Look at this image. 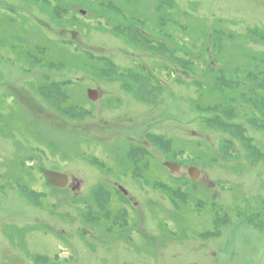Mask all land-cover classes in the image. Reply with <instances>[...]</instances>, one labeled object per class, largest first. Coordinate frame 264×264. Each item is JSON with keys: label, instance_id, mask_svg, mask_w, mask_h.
<instances>
[{"label": "rangeland", "instance_id": "obj_1", "mask_svg": "<svg viewBox=\"0 0 264 264\" xmlns=\"http://www.w3.org/2000/svg\"><path fill=\"white\" fill-rule=\"evenodd\" d=\"M261 70L264 0H0V168L8 170L0 185H16L11 170L22 177L41 163L93 180L91 155L114 156L125 167L128 149L136 148L127 138L141 135L148 180L167 183L161 206L142 201V238L133 222L131 246L93 241L103 248L94 253L84 246L73 253L32 232L25 215H11L32 208L6 197L0 261L15 245L17 256L21 248L49 253V264H264ZM94 84L102 96L90 102ZM31 99L37 116L54 112L70 130L47 126L28 109ZM85 120L115 123L114 134L94 142L81 134L96 125L78 130ZM168 162L180 170L171 173ZM188 166L200 170L197 180L215 184L214 196L191 182ZM131 181L122 183L139 200L144 190ZM178 181L186 184L171 199ZM11 193L1 189L0 199Z\"/></svg>", "mask_w": 264, "mask_h": 264}, {"label": "flooded vegetation", "instance_id": "obj_2", "mask_svg": "<svg viewBox=\"0 0 264 264\" xmlns=\"http://www.w3.org/2000/svg\"><path fill=\"white\" fill-rule=\"evenodd\" d=\"M82 15L85 13L80 11ZM79 22L78 24H80ZM113 27L112 30L117 28ZM98 30L95 26L90 30ZM111 30V31H112ZM103 34H107L101 32ZM110 34H112L110 32ZM72 39H77L76 34H71ZM167 42V41H166ZM168 47L171 48L169 42ZM174 52V51H173ZM209 68L216 69V64L211 61ZM208 68V69H209ZM83 75L84 74V71ZM95 83V82H93ZM62 84V83H60ZM122 87V86H121ZM15 94V92H14ZM86 95L89 101H97L102 96V89L98 85L94 84L89 91H86ZM57 106L58 100L54 99ZM28 109L37 116L35 100L31 99L27 103ZM59 107V106H58ZM57 116V122H52L53 116ZM40 120L47 123L46 125L53 126L58 129H68V123L66 121H60V116L53 112L51 117L41 118ZM99 121V120H98ZM71 122L77 123L75 118ZM87 125H80L78 130L81 128H87L92 122V125H96L93 133L84 131L81 135L86 134L94 139V142L106 143L114 134L111 129L115 123L111 126L100 125L99 122L93 121H82ZM104 124H109L107 121H103ZM99 123V124H98ZM59 125V126H57ZM77 133V131H76ZM79 134V133H78ZM130 141L136 143V148L132 147L131 151L128 149L126 154L127 162L129 165L120 167V163L123 162L121 159H115L114 156H108L105 154H98V156L91 155L95 173L93 180H86L84 177L81 179L79 176L69 172L66 169L55 170L50 169L45 163L38 164L36 169H32L30 166L29 171H22L24 175H16L11 170L12 177L15 181V186H2L1 189L7 187L11 192L22 199L20 201L15 194L6 195L0 202L6 197L12 200L16 199V205L24 203L30 208L31 212L25 213L21 208L14 210L11 215H25L26 219L31 223V231L34 233L42 234L43 237L48 238L53 244H60L65 246L73 253H77V248L84 246L94 253L98 248H102L99 244H93L92 242H98L104 244L108 239V246L121 245L124 248L131 246L133 242L132 229L130 228L133 222H136L137 233L136 236L142 238L144 234L143 226V207L144 203L155 204L161 206L158 199L165 201V191L167 183L158 180H148L147 173L149 172L148 162V141L141 135L137 138H127ZM96 145V143H95ZM97 146V145H96ZM102 148V147H99ZM98 146L94 148L99 150ZM154 150V149H153ZM156 151V150H154ZM117 167L121 171L120 173H114V168ZM187 167V172H188ZM57 173L60 176L55 179H49V173ZM8 173L0 168V176ZM61 175L65 176L66 179H60ZM96 175V176H95ZM132 175H135V179L131 181ZM200 176V172L198 176ZM96 177V179H95ZM133 182L137 187L144 190L143 197L140 199L133 196L132 190L124 185L122 182L126 181ZM28 179V180H26ZM197 186H202L210 191V195L213 196L215 193L212 192V185L214 183L208 180H195ZM177 183L183 184L181 186L175 185L174 192H171V199L178 196L181 189L184 187L185 182L178 181ZM128 184V183H127ZM129 185V184H128ZM144 188V189H143ZM104 189H108V192ZM144 198V199H143ZM144 201V203H142ZM65 209L66 211H63ZM3 208L0 205V214L2 215ZM134 215V217H131ZM58 220L59 224L51 223L49 220ZM16 229H21V226L10 224ZM208 236L213 237L212 232L208 233ZM110 239L113 242H110ZM36 245L31 244V248H35ZM12 248H16L14 245L9 250L6 249L4 255L8 257L6 261H0V264H15L21 262L22 264H49L48 258L49 253L30 251L28 248H21L24 253L20 256L12 254ZM41 250V249H40ZM6 253H8L6 255ZM215 255L214 252H211ZM44 255L45 260H39L38 256ZM217 260V259H216ZM215 260V261H216ZM68 258L62 261L63 264H67Z\"/></svg>", "mask_w": 264, "mask_h": 264}, {"label": "water", "instance_id": "obj_3", "mask_svg": "<svg viewBox=\"0 0 264 264\" xmlns=\"http://www.w3.org/2000/svg\"><path fill=\"white\" fill-rule=\"evenodd\" d=\"M165 166H166L167 168H169L172 172H176V171H178V169H179V166H178V165L173 164V163H170V162L165 163ZM188 172H189V175H190L191 179H192V180H195V176H194L193 174H196V173H197L196 168H193V167H192V168H190V169L188 170ZM57 176H60V175L57 174V173H54V172L49 173V179H50V180H51V179H55V177H57ZM60 179L64 180V179H66V177L63 176V175H61ZM15 264H22V263L17 261V263H15Z\"/></svg>", "mask_w": 264, "mask_h": 264}, {"label": "trees", "instance_id": "obj_4", "mask_svg": "<svg viewBox=\"0 0 264 264\" xmlns=\"http://www.w3.org/2000/svg\"><path fill=\"white\" fill-rule=\"evenodd\" d=\"M260 60V58L258 59V61ZM260 67V65H258V68ZM258 68L256 69V70H258ZM210 69V68H209ZM208 69V70H209ZM212 69V68H211ZM212 71L214 72V69H212ZM260 74H259V76L260 77H263L264 78V70H261L260 72H259ZM215 75V74H214ZM260 88V86H258V88L257 89H259ZM249 90H250V88H248ZM254 89V88H253ZM240 90V88H234V89H227V92H235V91H239ZM261 97V101H262V105L264 106V97L263 96H260ZM214 196V195H213Z\"/></svg>", "mask_w": 264, "mask_h": 264}]
</instances>
